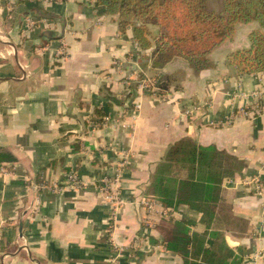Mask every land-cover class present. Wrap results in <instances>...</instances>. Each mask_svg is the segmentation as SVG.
I'll return each mask as SVG.
<instances>
[{
  "label": "crops",
  "instance_id": "obj_1",
  "mask_svg": "<svg viewBox=\"0 0 264 264\" xmlns=\"http://www.w3.org/2000/svg\"><path fill=\"white\" fill-rule=\"evenodd\" d=\"M96 1L0 0V148L17 158L0 164V264H184L157 227L185 219L201 234V214L164 209L150 189L169 148L186 138L244 162L224 189L248 231L225 237L244 255L264 252V72L242 74L231 59L251 48L256 24H239L196 73L181 57L158 59L156 27L142 50ZM142 78L173 88L158 96L140 88ZM255 104L260 113L240 115ZM117 178L118 200L102 190ZM143 198L165 214L147 219Z\"/></svg>",
  "mask_w": 264,
  "mask_h": 264
},
{
  "label": "trees",
  "instance_id": "obj_2",
  "mask_svg": "<svg viewBox=\"0 0 264 264\" xmlns=\"http://www.w3.org/2000/svg\"><path fill=\"white\" fill-rule=\"evenodd\" d=\"M221 2L223 7L218 12L209 8L208 0H97L95 5L117 17L121 32L132 28L142 50L152 48L149 27H156L158 59L181 57L196 73L211 68L210 54L234 36L239 24H256L249 35L251 48L235 52L231 59L242 74L263 73L264 0ZM153 80L158 82L153 91L158 96L173 88L174 80ZM108 99V106L117 104L115 98ZM95 113L97 121H102L104 110ZM16 161L10 150L0 148V164ZM244 167L242 160L226 151L199 145L189 138L171 146L157 167L150 193L159 205L171 211L186 205L201 214V223L206 227L204 233L194 232L185 219H168L157 227L163 246L182 256L184 264L247 263L242 249L230 247L225 237L226 231L240 236L248 231V221L234 215L224 189L226 181ZM177 169L186 172L184 178H179ZM208 241L212 242L209 249Z\"/></svg>",
  "mask_w": 264,
  "mask_h": 264
},
{
  "label": "built area",
  "instance_id": "obj_3",
  "mask_svg": "<svg viewBox=\"0 0 264 264\" xmlns=\"http://www.w3.org/2000/svg\"><path fill=\"white\" fill-rule=\"evenodd\" d=\"M158 82L156 80L148 79V78H142L140 82V88L143 91L146 92H153L155 89V86ZM256 95V94H255ZM262 94H260L261 96ZM257 96V95H256ZM260 99V98H259ZM263 107L255 104L253 107H245L240 110L241 116H251L253 113L257 114L262 111ZM68 182L69 185L73 187H80L82 184L75 172H70L68 174ZM251 184H254V188L258 193H261L263 191V184L259 179H254ZM102 190H104L107 193H111L113 198L116 200L119 199L120 196V187H119V179L114 180H105L102 182ZM141 203L145 206L146 210L148 211L149 215L147 219H151L155 216V214H162V212L165 214V211H161L158 209V202L152 198H143L141 200ZM150 223V221L146 222ZM264 258V252H256L252 255H245L246 264H260L261 259Z\"/></svg>",
  "mask_w": 264,
  "mask_h": 264
},
{
  "label": "rangeland",
  "instance_id": "obj_4",
  "mask_svg": "<svg viewBox=\"0 0 264 264\" xmlns=\"http://www.w3.org/2000/svg\"><path fill=\"white\" fill-rule=\"evenodd\" d=\"M221 1L222 0H208V6L212 11L218 12L221 10V6L223 7V2Z\"/></svg>",
  "mask_w": 264,
  "mask_h": 264
}]
</instances>
